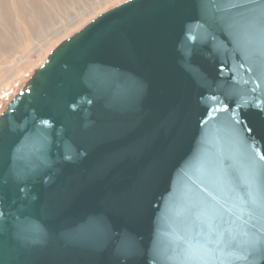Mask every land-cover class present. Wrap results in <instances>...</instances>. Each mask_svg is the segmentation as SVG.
<instances>
[{"label":"water","instance_id":"95a60500","mask_svg":"<svg viewBox=\"0 0 264 264\" xmlns=\"http://www.w3.org/2000/svg\"><path fill=\"white\" fill-rule=\"evenodd\" d=\"M0 264H264V0H128L0 115Z\"/></svg>","mask_w":264,"mask_h":264},{"label":"rangeland","instance_id":"374dc122","mask_svg":"<svg viewBox=\"0 0 264 264\" xmlns=\"http://www.w3.org/2000/svg\"><path fill=\"white\" fill-rule=\"evenodd\" d=\"M128 0H0V115L61 42Z\"/></svg>","mask_w":264,"mask_h":264}]
</instances>
